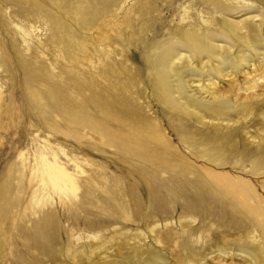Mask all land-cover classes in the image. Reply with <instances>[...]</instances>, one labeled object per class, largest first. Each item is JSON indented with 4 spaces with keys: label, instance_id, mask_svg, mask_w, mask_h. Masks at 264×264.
Wrapping results in <instances>:
<instances>
[{
    "label": "rangeland",
    "instance_id": "374dc122",
    "mask_svg": "<svg viewBox=\"0 0 264 264\" xmlns=\"http://www.w3.org/2000/svg\"><path fill=\"white\" fill-rule=\"evenodd\" d=\"M134 1L140 4L139 0H105L103 11L97 12V0H0V264H99L123 260L126 253L120 248L132 241L125 243L111 237L113 226L118 229L119 225L129 231L143 230L145 244L162 251L168 264H200L199 255L182 247L178 237L169 245H157L146 224L151 219L163 222L167 213L179 233L186 229L180 227L179 217L197 213L195 207L158 191L154 186L157 164L142 162L132 150L111 144V136L127 139L131 149L140 143L143 129H136L132 123L134 107L129 108V115L112 106L105 108L110 132L97 134L77 127L76 108L81 114L87 112L89 118L99 116L93 108L90 84H80L81 76L93 83V77L99 76L98 62L128 54L131 36L125 28L126 10ZM195 2L198 0H171L169 11L165 4L160 7L159 13L165 16L163 25L155 17L150 19L151 25L158 28V34L151 37L153 43L158 41V46L163 47L167 38L180 37L181 32L174 30L188 31L186 21H191L190 26L201 24L198 16L190 14L209 7ZM143 7L144 4L138 11H144ZM252 7L263 10L261 4L253 3ZM185 11H190L189 15H184ZM225 11L217 15L221 22L229 20ZM136 16L132 29L134 39L140 40L145 28L140 21L143 16ZM28 29L30 33L24 41L22 33ZM166 29L170 36L165 35ZM131 51L130 65L140 68V54L134 48ZM144 83L145 103L161 121L165 137L186 155L185 146L168 125L170 114H163L150 83ZM51 94L58 96L59 111L46 99ZM83 103L85 108L79 105ZM129 126H133L132 131H128ZM52 152L75 178L77 189L69 197L56 191L49 175L38 165L40 153L50 156ZM244 178L255 188L247 196L252 205L260 207L258 218L264 220V175ZM72 202L81 204L79 211L69 210ZM47 208L54 209L55 219L50 224L40 217ZM82 216L115 224L93 237V232L85 229ZM206 228L196 233L204 237ZM210 231L232 235L223 226ZM98 245L101 250L94 249ZM215 261L207 259L206 264Z\"/></svg>",
    "mask_w": 264,
    "mask_h": 264
},
{
    "label": "bare ground",
    "instance_id": "6f19581e",
    "mask_svg": "<svg viewBox=\"0 0 264 264\" xmlns=\"http://www.w3.org/2000/svg\"><path fill=\"white\" fill-rule=\"evenodd\" d=\"M139 1L140 4L135 1L129 4L126 10L125 28L131 36L128 54L98 62L96 73L99 76L93 77V83L81 76L80 84H90L93 108L99 118H89L87 112L81 114L78 107L75 110L77 127L97 134L110 132L106 127L105 108L112 106L129 115V108L134 107L132 123L136 129H143L140 143L131 149L127 139L111 136V144L132 150L142 162L157 164L159 172L154 186L158 191L193 205L197 212L192 210L191 215L179 217L180 227H186L179 233L166 217L167 213L161 223L159 219L148 220L146 224L153 241L165 246L178 237L182 247L199 255L200 264H206L207 259L216 260L215 264H264V220L258 218L260 207L252 205L247 196L248 191L254 192L255 188L244 178L264 175V0H198L194 4L205 3L204 7H209L190 14L198 16L201 24L190 26L191 21H186L188 31L174 30L181 32L180 37L167 38L163 47L151 40L158 34V28L151 25L150 19L155 17V21L163 25L165 16L159 13L160 7L165 4L169 11L171 0L162 4V0ZM97 2V12L103 11L105 0ZM253 3L261 4L263 10L252 7ZM142 4L144 11H138ZM233 4H238L239 8ZM223 10L229 20L221 22L217 15ZM183 13L189 15L190 11ZM136 15L143 16L140 21L145 28L140 40L134 39L132 29ZM236 16L243 17L237 20ZM28 31H22L24 41ZM166 34L170 36L167 29ZM133 48L140 54V68L130 65ZM144 81L150 83L156 93L163 114H170L168 125L185 146L186 155L165 137L161 121L145 103ZM46 99L54 110H60L57 95H48ZM79 105L84 107V103ZM131 128L133 126H129L128 131H132ZM39 158L40 169L49 175L56 191L64 197L73 194L77 189L75 178L56 154L40 153ZM80 205L72 202L69 210L79 211ZM47 209L40 217L50 224L55 219L54 209ZM12 217L16 219V215ZM82 219L93 237L115 224L83 216ZM211 221L214 223H209ZM216 226H223L232 235L210 231ZM202 227H207L205 238L196 233ZM111 237L125 243L132 241V244L120 248L126 253L121 254L123 260L99 264H168L162 251L145 244V232L139 228L129 231L124 225H119L118 229L113 226ZM94 249L101 250V246ZM16 252L18 256L21 254L18 249ZM94 257L97 261L98 257Z\"/></svg>",
    "mask_w": 264,
    "mask_h": 264
}]
</instances>
